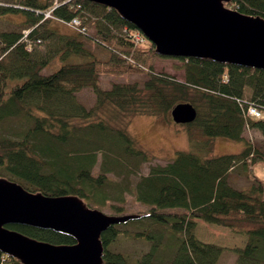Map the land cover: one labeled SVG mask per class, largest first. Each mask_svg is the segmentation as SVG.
Segmentation results:
<instances>
[{
  "label": "trees",
  "instance_id": "1",
  "mask_svg": "<svg viewBox=\"0 0 264 264\" xmlns=\"http://www.w3.org/2000/svg\"><path fill=\"white\" fill-rule=\"evenodd\" d=\"M226 5L264 17V0ZM51 10L56 19H77L72 25L77 33L60 34L50 26L52 18L45 13ZM12 13L24 20L19 31H0V177L48 196L76 195L115 215H141L103 233L105 264H217L224 248L198 238V219L247 237L243 248L233 250L236 264H264V178L254 172L255 164H264V149L245 136L246 130L264 134V70L179 58L185 78L178 81L145 64L167 56L157 54L148 39L136 40L134 34L143 33L107 6L88 0H0V16ZM92 27L94 40L108 49L111 60L102 61L87 48L84 38L92 37ZM54 60L59 68L44 73ZM133 72L147 75L142 86L102 85L105 74ZM246 87L253 90L249 99ZM84 89L95 96L90 107L78 100ZM183 102L198 112L189 124L191 147L143 173L155 156L125 120L165 114L172 121L170 112ZM253 105L263 117L250 114ZM218 138L244 147L215 154ZM235 175L248 178V186L238 187ZM130 197L141 205L138 211L129 210ZM8 227L56 244L75 243L52 230ZM120 236L150 249L139 258L112 251ZM0 264L21 263L0 251Z\"/></svg>",
  "mask_w": 264,
  "mask_h": 264
},
{
  "label": "water",
  "instance_id": "2",
  "mask_svg": "<svg viewBox=\"0 0 264 264\" xmlns=\"http://www.w3.org/2000/svg\"><path fill=\"white\" fill-rule=\"evenodd\" d=\"M88 1L116 10L160 56L264 70V17L227 7L232 0ZM171 115L174 122L188 124L198 112L183 102L173 107ZM140 217L107 214L79 196H48L0 177V251L21 264H105L103 233ZM10 225L52 230L71 236L75 243L40 240Z\"/></svg>",
  "mask_w": 264,
  "mask_h": 264
},
{
  "label": "rangeland",
  "instance_id": "3",
  "mask_svg": "<svg viewBox=\"0 0 264 264\" xmlns=\"http://www.w3.org/2000/svg\"><path fill=\"white\" fill-rule=\"evenodd\" d=\"M5 1V0H2ZM227 7H229L227 5ZM231 8V7H229ZM46 14V13H45ZM50 26L58 30L60 34H75V27L69 22L64 20L56 19L53 16ZM24 17L21 14H7L0 16V31L2 30H21ZM24 30V29H23ZM89 38H84L87 48H89L94 55L100 58L102 61H109L112 58L111 53L105 47L101 46L93 36L96 33V28L90 29ZM121 31H117L120 34ZM134 38L140 43L145 41V36H141L139 33L134 34ZM148 45V44H147ZM146 45L145 48L148 46ZM145 64L149 68H153L156 73H162L161 75L172 76L178 81H183L185 78V66L181 59L173 57H153L150 60H146ZM60 66L58 60L44 69V73H52ZM147 77V75H146ZM144 74L141 73H126L122 76H115L105 74L102 78V85L108 88L112 81L139 83L142 86V82L146 79ZM245 97L249 99L253 95V90L250 87L245 88ZM78 100L87 105L91 106L95 103V96L90 89H84L77 95ZM254 106V105H253ZM254 108V107H253ZM249 110H253L249 108ZM258 110V109H254ZM171 113V112H170ZM256 114V113H255ZM165 114L160 116L138 114L134 116L131 121L125 123L129 125L130 131L138 138L141 144L152 153L155 158L151 163H146L143 166V173L149 171V166L153 164H166L172 160V156L179 150H186L191 147L188 138L189 124L176 123L170 119L167 120ZM172 117V115H171ZM258 117V116H257ZM263 117V114H261ZM196 131V130H195ZM246 138L253 137V141L264 149V134L259 130H246ZM234 144V145H233ZM244 145L242 142L231 141L224 138H218L214 141L215 154H227L236 153L243 149ZM254 172L264 178V164L258 163L254 165ZM239 176V175H238ZM234 176L238 178L236 180L238 187H246L250 183L245 176ZM235 181V180H234ZM233 184V183H232ZM235 185V184H233ZM131 211H138L141 205L134 202L130 197V204L128 206ZM107 214H114L110 209H102ZM123 229V228H122ZM127 229H133L132 226H128ZM196 234L200 240L206 243H212L224 248L221 256L219 257L217 264H236L238 255L233 251L234 248H243L247 243V237L240 234H236L228 228H224L215 224L207 223L203 220H197ZM126 237L120 236L116 243H113L110 248L112 251H124L127 252L131 257L139 258L140 255L146 253L150 249V245L135 239H125Z\"/></svg>",
  "mask_w": 264,
  "mask_h": 264
},
{
  "label": "built area",
  "instance_id": "4",
  "mask_svg": "<svg viewBox=\"0 0 264 264\" xmlns=\"http://www.w3.org/2000/svg\"><path fill=\"white\" fill-rule=\"evenodd\" d=\"M54 2H55V4H57L58 3V0H53ZM51 12H52V10L51 11H48L47 13H46V17H50V16H53L52 14H51ZM79 23V21L77 20V19H74V20H72L71 22H69V24H71V25H74V26H76L77 24ZM144 35V34H143ZM145 36V35H144ZM147 39V38H146ZM254 106H252V107H250V108H252L253 110H249V112H250V114L251 115H253V116H258V117H261V113L258 111V110H254V109H257L256 107H254ZM256 113V114H255Z\"/></svg>",
  "mask_w": 264,
  "mask_h": 264
}]
</instances>
